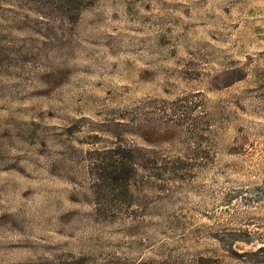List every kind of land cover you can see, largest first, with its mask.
<instances>
[{
    "label": "rangeland",
    "instance_id": "rangeland-1",
    "mask_svg": "<svg viewBox=\"0 0 264 264\" xmlns=\"http://www.w3.org/2000/svg\"><path fill=\"white\" fill-rule=\"evenodd\" d=\"M0 264H264V0H0Z\"/></svg>",
    "mask_w": 264,
    "mask_h": 264
}]
</instances>
